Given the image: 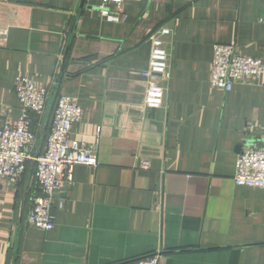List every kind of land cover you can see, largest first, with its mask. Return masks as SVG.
I'll use <instances>...</instances> for the list:
<instances>
[{"label":"crops","instance_id":"1","mask_svg":"<svg viewBox=\"0 0 264 264\" xmlns=\"http://www.w3.org/2000/svg\"><path fill=\"white\" fill-rule=\"evenodd\" d=\"M115 17L109 19L103 11ZM264 0H0V127L21 104L18 76L49 91L32 116L44 146L55 100L77 99L69 137L98 164L73 166L53 227L27 222L33 163L0 178V264H264V189L233 182L264 135V70L230 91L209 82L213 44L264 63ZM167 26L168 75L148 79L149 37Z\"/></svg>","mask_w":264,"mask_h":264},{"label":"built area","instance_id":"2","mask_svg":"<svg viewBox=\"0 0 264 264\" xmlns=\"http://www.w3.org/2000/svg\"><path fill=\"white\" fill-rule=\"evenodd\" d=\"M103 14L115 19L105 10ZM0 34L4 32L0 31ZM169 34L170 28L161 26L149 37V62L142 73L148 79L168 75L169 53L164 38ZM263 70L264 63L260 58L242 55L232 44L216 43L212 46L209 82L213 87L230 91L235 83L260 78ZM14 89L21 113L15 120H5L0 127V178L15 184L21 180L27 164L33 163L39 193L32 199L27 222L41 230H49L53 227L52 198L62 182V175L70 173L78 164L94 167L98 158L91 145L69 137L72 124L83 115L75 97L57 96L44 146L38 150L39 136L32 128L31 113L41 115L45 112L49 91L37 88L27 76H18ZM233 182L239 186L264 189V135L259 141L247 143L242 148L235 162ZM160 256V252H156L134 264H157Z\"/></svg>","mask_w":264,"mask_h":264},{"label":"trees","instance_id":"3","mask_svg":"<svg viewBox=\"0 0 264 264\" xmlns=\"http://www.w3.org/2000/svg\"><path fill=\"white\" fill-rule=\"evenodd\" d=\"M32 116H38L37 114H33L31 113V119H32ZM34 129V128H33ZM28 165L26 166V169H27ZM26 172V171H25Z\"/></svg>","mask_w":264,"mask_h":264}]
</instances>
